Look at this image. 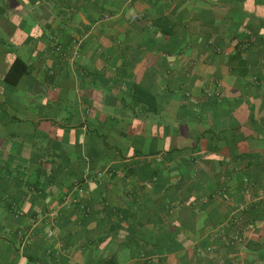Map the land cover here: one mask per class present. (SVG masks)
I'll return each mask as SVG.
<instances>
[{"label": "crops", "instance_id": "0c3cea01", "mask_svg": "<svg viewBox=\"0 0 264 264\" xmlns=\"http://www.w3.org/2000/svg\"><path fill=\"white\" fill-rule=\"evenodd\" d=\"M0 264H264V0H0Z\"/></svg>", "mask_w": 264, "mask_h": 264}, {"label": "built area", "instance_id": "2783aa9c", "mask_svg": "<svg viewBox=\"0 0 264 264\" xmlns=\"http://www.w3.org/2000/svg\"><path fill=\"white\" fill-rule=\"evenodd\" d=\"M102 173H99V176H101ZM84 181L81 180H76L74 183V190L77 196L74 197H67L65 204L68 207H71L73 205H78L80 204L81 200L79 198V195H82L83 193H85V187H84ZM53 232L51 231L49 233V236H52ZM198 253L203 256V257H208V258H212L214 256V249L212 246H208L204 249H199Z\"/></svg>", "mask_w": 264, "mask_h": 264}, {"label": "trees", "instance_id": "16d2710c", "mask_svg": "<svg viewBox=\"0 0 264 264\" xmlns=\"http://www.w3.org/2000/svg\"><path fill=\"white\" fill-rule=\"evenodd\" d=\"M28 71L26 64L19 58H17L11 66L6 79L7 81L17 82L19 78ZM12 76H14L12 80Z\"/></svg>", "mask_w": 264, "mask_h": 264}]
</instances>
